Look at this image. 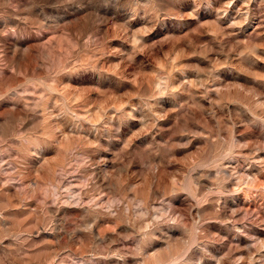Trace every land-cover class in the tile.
<instances>
[{
  "label": "rangeland",
  "instance_id": "374dc122",
  "mask_svg": "<svg viewBox=\"0 0 264 264\" xmlns=\"http://www.w3.org/2000/svg\"><path fill=\"white\" fill-rule=\"evenodd\" d=\"M0 264H264V0H0Z\"/></svg>",
  "mask_w": 264,
  "mask_h": 264
}]
</instances>
